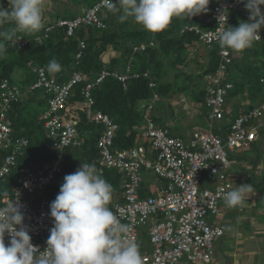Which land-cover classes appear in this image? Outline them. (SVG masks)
Masks as SVG:
<instances>
[{
  "label": "built area",
  "instance_id": "1",
  "mask_svg": "<svg viewBox=\"0 0 264 264\" xmlns=\"http://www.w3.org/2000/svg\"><path fill=\"white\" fill-rule=\"evenodd\" d=\"M0 5L8 8L9 2L0 0ZM244 9V3L239 0H211L209 11L204 13L207 21L201 19L202 23L186 25L181 31L194 33L199 44L208 49L214 45L217 48V68L204 75L202 88L209 130L195 127L189 137H184L172 134L167 126H158L151 111L159 96L153 93L151 103L144 108L139 142L132 147L117 149L114 138L119 126L109 115L92 110L95 103L92 89L108 77L115 78L125 88L132 79L149 78L148 72H137L129 60L122 71L102 69L87 81L81 91L88 123L100 126L96 138L97 158L83 163L94 164L102 176L106 170H114L121 176L118 198L109 207L122 223L129 226L127 238L140 245L143 264H214L215 242L227 230L225 222L216 218L222 213L221 206L230 209L224 202V195L240 183L232 154L249 148L257 140L260 125L254 123L264 116L263 76L259 80L263 84L259 103L240 110L232 121L226 118L229 113L225 111V102L233 89V83L228 79V68L236 52L221 47L219 36L228 26L236 27L229 25L230 14ZM105 11L102 0H97L72 18L48 20L44 17V28L33 37V41L41 43L56 29H62L66 37L74 36L81 26L104 29ZM221 15L227 19L219 24ZM17 34L14 41L18 42L10 41L9 45L26 46L29 38L21 32ZM260 37L254 42L262 41L261 31ZM78 45L76 60L80 59L86 47L84 40H79ZM148 46H152V42L141 43L133 48V53L144 52ZM31 67L35 80L28 87V92L40 90L47 96V108L41 121L51 142L53 158L36 167L20 164L29 142L25 137L13 135L11 112L13 103L26 98L27 92L20 91L9 79H2L0 180L9 175H14V178L10 190L0 198V208L15 202L21 206L31 242L43 252L54 223L50 216L51 203L46 199L33 202L29 196L64 177L66 152L81 147L83 143L76 122L71 116L66 118L64 110L73 88L83 83L85 76L75 71L60 83L48 74L44 66ZM148 86L154 88L155 83L150 81ZM223 122L224 125L221 124ZM214 123L217 125L213 126ZM147 174H151V183V178L146 181ZM236 209L242 211L243 206ZM9 240L6 235L5 243Z\"/></svg>",
  "mask_w": 264,
  "mask_h": 264
},
{
  "label": "trees",
  "instance_id": "2",
  "mask_svg": "<svg viewBox=\"0 0 264 264\" xmlns=\"http://www.w3.org/2000/svg\"><path fill=\"white\" fill-rule=\"evenodd\" d=\"M96 1L90 0L89 6L93 5ZM77 14L70 13V16L65 14L56 18H72ZM119 16V14H113L107 10L103 17L105 22L104 29L81 26L77 28L75 35L72 37H66L62 29H56L41 43L34 42L33 37L39 35L42 30L32 34L23 33L30 40L24 47L17 44L9 45L10 41L3 40L6 54L0 58V82L2 79H9L12 83V75L22 73L21 88L19 85H17V88L22 92H27L28 87L35 80V74L32 72L31 66H44L47 70L46 66L49 61L55 59L61 65V70L56 73L47 72L48 74H52L58 82L66 81L75 71H79L85 76V81L75 86L72 90V94L64 110V113L68 114L72 111L76 102H83L81 91L88 80L93 79L102 69L122 71L124 65L133 57L132 64L134 70L139 73L148 72L149 78L139 77L132 79L124 88L121 82L113 77H108L92 89V97L95 101L92 110L101 111L109 115L119 126L114 138L115 148H128L139 142V131L143 128L144 108L151 103L153 93L159 96V100L154 103L151 113L153 121L158 126H165L166 122L162 121V115L156 109H160L162 100L169 98L167 96L172 92V87H175V90L181 94L190 93V99L203 108L200 114L205 117L206 110L204 108V92L202 90L204 86L203 79L205 74L214 72L217 68V48L214 45L208 49L199 44L198 36L192 32L180 34L184 26L198 23L197 17L193 16L186 19L174 18L168 28L157 33L145 30L141 26V30L137 29L134 32L125 33V37L123 36V38L121 34H118L116 29L110 28V26L117 25L116 22ZM248 18L249 12L246 9L237 13H231L229 25L237 26L240 21H247ZM13 27V23H8L0 30L10 31ZM83 27L88 28L89 31L85 33L82 29ZM209 27H212L211 24ZM261 32L263 36L262 41L254 42L252 46L253 50L257 49L260 51L259 58L264 56V29H261ZM16 35L18 34L16 33ZM117 37H122L123 40L127 39L120 43ZM79 40H84L86 47L82 50L80 59L76 60L75 56L79 51ZM149 42H152V46H148L144 52H137L132 55L134 47L141 43L148 44ZM192 43H198L202 47L206 55V61L203 65L196 62L195 69H199L200 72L194 74V71L191 75L190 73L177 70V67H184L186 71L188 70L189 64L186 62V58L191 53V49L186 48V45H190L195 49L196 47ZM110 44L113 45V50L116 52L118 50L121 54L119 57L112 58L108 64H104L101 55L106 52L107 46ZM245 54L251 56L253 53L250 55V50H247ZM242 57L245 58L246 56ZM238 59L234 56L233 62L229 66L230 68L237 69V73L233 77H230L228 68V79L233 83V89L229 92L228 97L230 95L236 97L244 93L243 91H249L250 93L248 94L251 97L250 100H252L251 106H254L257 103L256 100L260 101L262 96L263 84L259 80L264 76V64L259 69L257 65L246 64L244 60L239 61ZM167 61L172 68L176 67L175 77L181 78L183 76L186 80L185 82H182L180 85L177 84V86L176 84L170 85L164 82V69L169 64ZM252 67L259 71L251 76L249 71H251ZM191 69L193 70V68ZM239 71L241 72L239 73ZM193 78L198 80L194 86ZM150 81L155 83L154 88H149L148 84ZM70 104H73L72 109H70ZM32 107L38 108L35 109L37 114L34 116L28 111V109L33 110ZM46 108L47 96L40 90L31 92L26 98L13 103L11 112L13 135L25 137L29 142L25 154L20 158V164L37 166L53 158L50 139L44 129L43 122L39 120V113H43ZM240 110L235 115H231L229 112L226 118L232 121L238 116ZM75 114L76 116L73 115L71 118L76 122L83 143L81 147L71 148L66 152L64 166L67 174L75 172L81 163L86 161L91 162L97 158L96 138L100 131V126L88 123L84 111L75 110ZM167 127L171 131V128ZM249 161L254 163L257 160L250 159ZM102 177L112 184L113 188L114 186L117 187L118 189H116L119 191L121 176L118 173L114 170H106ZM13 178L14 175H9L2 181L0 180L3 185L0 191V198L5 195L7 190H10V187L13 185ZM60 179L29 196L30 200L34 202L46 199L51 203L56 198V194L63 183L64 179Z\"/></svg>",
  "mask_w": 264,
  "mask_h": 264
},
{
  "label": "clouds",
  "instance_id": "3",
  "mask_svg": "<svg viewBox=\"0 0 264 264\" xmlns=\"http://www.w3.org/2000/svg\"><path fill=\"white\" fill-rule=\"evenodd\" d=\"M8 2V8L0 5V29L8 23H13L14 27L10 31L0 30V58L6 54L3 40L17 43L14 41L17 32L32 34L44 28L48 0ZM210 2L102 0V6L119 14L121 19L131 17L145 30L157 33L168 28L174 18L186 19L207 13ZM239 2L244 3L249 12L248 20L240 21L236 27L228 26L219 36L220 46L235 52L251 49L264 29V0ZM225 19L227 17L221 15L219 24ZM46 67L49 73L61 70L55 59ZM113 191L94 164L81 163L75 172L65 175L59 193L50 204L54 223L43 252L31 242L21 206L15 202L0 208V264H143L140 245L127 238L129 226L109 207ZM251 191V184L237 186L224 195V202L229 208L241 207L246 193ZM6 235L10 237L7 244Z\"/></svg>",
  "mask_w": 264,
  "mask_h": 264
},
{
  "label": "rangeland",
  "instance_id": "4",
  "mask_svg": "<svg viewBox=\"0 0 264 264\" xmlns=\"http://www.w3.org/2000/svg\"><path fill=\"white\" fill-rule=\"evenodd\" d=\"M90 4V0H48L46 9H45V14L44 17L48 18L50 15L52 16H63L65 15L64 12H68V13H75V11H81V8L84 7V10L89 6ZM67 10H70L67 11ZM72 10V12H71ZM83 10V11H84ZM76 11V12H77ZM237 13V12H236ZM70 16V14H69ZM54 19V18H53ZM117 25L116 26H110V28L112 29H116L118 34H121V36L123 37L125 33H131L138 30H141L142 28L141 25L136 24L133 20V18L128 17L126 19H121L120 16L117 19ZM84 30L85 33H87L86 31H89L88 28H82ZM120 36V35H119ZM117 37V39L119 40L120 43H122L124 40L123 38ZM112 44H110L109 46H107V50L105 53H103L101 55L102 60L103 58L106 57V55L110 52H116L115 50L112 49ZM191 48V47H190ZM250 50V55L251 53H253L251 56H248L245 54V51ZM118 54L117 57L120 56V52L117 50L116 52ZM255 53V54H254ZM260 51L259 50H253V48L251 49H246L242 52H236L235 57L239 58V61H245L246 64H250V65H257L259 67V69H261L260 67H263L264 64V56L262 58H259V54ZM135 54L132 51V55ZM192 54V55H191ZM188 57L186 62H188V70L186 71L184 67H177V70H181L182 72H186V73H190L192 75L191 72H194V74H197L198 72H200L199 69H195L196 68V62H198L199 64L203 65V63H205V59H206V55L205 52H203L202 47L199 45V47L195 48V52L191 53ZM245 54V55H243ZM246 56L245 58H243L242 56ZM196 56V60H193V58ZM131 60L133 61V57H131ZM168 62V61H167ZM195 62V63H194ZM169 63V62H168ZM193 68V70L191 69ZM242 70V69H241ZM259 70L258 69H254V67H252L251 71H249L252 75H255ZM241 71H239L240 73ZM175 73H176V67L172 68L170 66V63L168 65H166L165 69H164V82H167L170 85L173 84H177L180 85L182 82H185L186 80L183 78V76H181V78L179 77H175ZM237 73V69L236 68H230L229 67V74L230 77H233L234 74ZM12 84L17 87V85H19V87L21 88L20 82H21V74H14L12 75ZM163 80V79H162ZM198 82L197 79L193 78V86L196 85ZM204 84V82H203ZM172 92L169 93V95L167 97L169 98H165V100L161 101V107L160 109H156L157 111H159L162 115L164 119V121L168 123V125L172 126L173 130L172 134L175 135H183L184 137H189L191 134V131L193 130L194 126L198 123V125L196 127H199L203 130H209L210 128V124L208 122V120L203 117V115L199 114L201 113V111L203 110V108L200 105H197L196 103L191 104L190 103V93L186 92L181 94L180 92L175 90V87H172ZM38 91V90H37ZM244 93H242L241 95H238L236 97H232L231 95L229 97H227L226 102H225V111L226 112H230L231 115H235L239 109H241L243 106L248 105L249 103H252V100L250 95L248 93H250L249 91H243ZM30 92L27 91V96ZM157 104V103H156ZM73 106V104H70V108ZM33 110L28 109L29 112H31V115L33 114L36 115L37 111L35 109L38 108H34L32 107ZM152 113V111H151ZM150 115V114H149ZM40 120V119H39ZM260 125V127L258 128V134H259V139L254 141L249 148H246L244 150H239L236 151L233 155V158L236 160V164L234 165V170L236 172V174L239 176L240 178V183H238V186L244 185L245 181L247 182V184H251L252 186V191L246 193V197H245V212L247 213H241V211H238L236 208H230L229 210H226L224 208V206H221V215L218 216L216 219L218 221H223L225 219H227V217L234 213V214H238L240 216L242 215H246V216H250L249 214H251L252 216H261L264 217V116L258 120L256 123H254L255 125ZM222 125H224V122L221 123ZM217 123H214L213 126H216ZM82 138V136H80ZM53 153V152H52ZM71 153V152H70ZM255 157L257 159H255ZM253 159L255 161L254 163H251L249 160ZM36 167V166H34ZM249 173V174H248ZM67 174V173H66ZM65 174V175H66ZM251 175V181L248 180L249 176ZM64 179V177H62ZM146 181L149 182L150 178H151V174H147L145 176ZM60 181H62V179H60ZM153 181V179L151 178V181L149 183H151ZM203 184L205 185V183L203 182ZM112 185V184H111ZM113 187V186H112ZM3 188L2 183L0 182V191ZM117 187L114 186L113 188V199L112 201H114L115 199L118 198V194L120 192L117 191L116 189ZM117 191V192H116ZM59 193V192H58ZM57 193V194H58ZM56 194V195H57ZM229 211H231V213H228ZM232 214V215H234ZM230 219V218H229ZM244 220H248L247 218L243 219ZM224 222V221H223ZM245 227H247V229L251 230L252 228V223H249L247 225L244 224ZM260 228L259 226H255ZM242 228L244 229V227L242 226ZM241 230V227H240ZM223 237V236H222ZM219 238L216 242H215V257L216 259H221L223 256V250L225 249L224 245L226 243L224 238ZM145 244V243H144Z\"/></svg>",
  "mask_w": 264,
  "mask_h": 264
},
{
  "label": "crops",
  "instance_id": "5",
  "mask_svg": "<svg viewBox=\"0 0 264 264\" xmlns=\"http://www.w3.org/2000/svg\"><path fill=\"white\" fill-rule=\"evenodd\" d=\"M83 10H84V7L81 8V11H77V12L75 11L74 14H77V13L80 14ZM67 11L70 12V10H67ZM71 12H72V10H71ZM64 14L69 15L70 13L65 11ZM57 16L58 15H56V16L50 15L48 17V19L52 20L53 18H56ZM196 17H197L198 21H200V22H201V19H203L205 22L207 21V17L205 16L204 13L196 15ZM193 25H198V23H195ZM180 34H183V33L180 31ZM197 44L198 43H194L193 45L195 47H199V44L198 45ZM186 46H187L186 48L191 49V53L195 52L194 47L192 48L190 45H186ZM117 56H118V54L116 52L112 51V52L108 53L106 55V57L103 58L104 64H108L112 58L117 57ZM186 60H187V58H186ZM193 60H196V56L193 58ZM256 102L255 103L257 105L259 103V101L256 100ZM190 103L193 104L195 102L193 100H190ZM251 105L252 104L249 103L248 105L243 106L241 108V110H246L247 108L252 107ZM70 109H72V107ZM75 110L84 111V113L87 112V109L84 105V102H76L75 106H73L72 111L69 112L71 114L68 113V114H66V116L67 117L68 116L73 117V115L76 116ZM200 115L201 114H199V116ZM41 116H42V113H39V119L40 120H41ZM164 119L165 118L162 117L163 122H164ZM197 125H198V123L194 126V128ZM165 126H169L173 130L172 126L168 125L167 121H166ZM258 139H259V134H258L257 140ZM251 177L252 176L250 175L248 180L251 181ZM245 184H247L246 181H245ZM244 204H243V209L241 211L242 214L246 211ZM228 213H231V211H229ZM245 213L248 214V212H245ZM232 214H234V213H232ZM232 214H230L227 217L226 221H225V219L223 220L227 226V230L225 232V235L222 237L226 241V243L224 245L225 249L223 250L222 258L219 260L216 259L215 254H214V264H264V217L252 216L251 214H249L250 216H246L245 214L242 216H240L238 214H234V215H232ZM245 218H247L248 220L243 221V219H245ZM249 223H252V225H253L251 230L247 229V227L244 226V224L247 225ZM242 226L244 227V229L242 228ZM255 226H259L260 228L255 227ZM240 227H241V230H240Z\"/></svg>",
  "mask_w": 264,
  "mask_h": 264
},
{
  "label": "water",
  "instance_id": "6",
  "mask_svg": "<svg viewBox=\"0 0 264 264\" xmlns=\"http://www.w3.org/2000/svg\"><path fill=\"white\" fill-rule=\"evenodd\" d=\"M66 118H68V117H66Z\"/></svg>",
  "mask_w": 264,
  "mask_h": 264
}]
</instances>
